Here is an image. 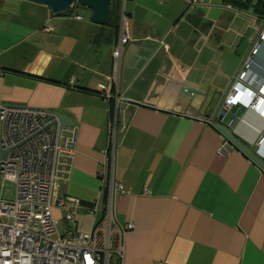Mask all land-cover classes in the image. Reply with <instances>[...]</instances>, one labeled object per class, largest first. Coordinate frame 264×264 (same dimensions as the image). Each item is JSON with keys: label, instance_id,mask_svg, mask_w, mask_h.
Listing matches in <instances>:
<instances>
[{"label": "crops", "instance_id": "crops-1", "mask_svg": "<svg viewBox=\"0 0 264 264\" xmlns=\"http://www.w3.org/2000/svg\"><path fill=\"white\" fill-rule=\"evenodd\" d=\"M201 3L122 2L118 19L125 14L131 40L117 88L115 27L94 23L86 6L52 16L43 4L0 0V103L61 110L69 118L65 135L77 131L73 166L56 186L65 203L52 208L61 233L68 209L78 232L102 220L99 171L107 160L112 104L116 95L134 102L120 114L116 157L126 190L117 196L116 218L134 226L122 235L124 253L113 264H264V171L237 148L221 152L224 136L200 106L216 88L226 96L264 18L246 15L236 49L226 53L213 47L220 36L210 35L206 12L193 8ZM249 74L244 82L251 88L264 79V42ZM259 104L235 106L227 121L235 119L236 134L253 147L264 131Z\"/></svg>", "mask_w": 264, "mask_h": 264}, {"label": "built area", "instance_id": "built-area-1", "mask_svg": "<svg viewBox=\"0 0 264 264\" xmlns=\"http://www.w3.org/2000/svg\"><path fill=\"white\" fill-rule=\"evenodd\" d=\"M189 1L196 5L203 0ZM130 40L128 21L122 13L118 40L112 51L111 80L117 88L122 54ZM262 42L264 24L225 96V115L235 106L255 107L258 97L264 99V79L256 88L244 82ZM126 105L128 101L116 95L109 122V148L104 151L107 160L99 171L106 200L102 220L91 231L78 232L71 227L76 225L75 211L68 209L64 219L67 231L63 234L52 208L65 203V198L56 197V186L60 180L68 179L73 166L77 131L74 128L72 135H65L64 128L57 123L59 114L55 110L0 103V264H111L113 253L123 255L122 235L134 226L132 223L124 226L116 218L117 196L126 192L116 173L119 138L124 130L119 119ZM232 147L224 137L221 152L226 153ZM3 151L7 152L5 156ZM255 153L264 158V131L255 142ZM6 181L16 185L14 199L2 195ZM72 202L77 206L80 200L72 198Z\"/></svg>", "mask_w": 264, "mask_h": 264}, {"label": "water", "instance_id": "water-1", "mask_svg": "<svg viewBox=\"0 0 264 264\" xmlns=\"http://www.w3.org/2000/svg\"><path fill=\"white\" fill-rule=\"evenodd\" d=\"M37 4H43L49 7L52 16H66L72 14L73 7L78 3L79 5L86 6L92 11L91 19L94 23L101 26L112 25V21L117 14L116 4L112 3V0H27ZM149 56H143L144 61H149ZM191 92V90L189 91ZM225 97H223V91L220 89H214L209 97L200 105L205 110L206 119L214 124L219 132L226 137L229 142L237 149L241 150L246 156H248L255 164H257L264 171V158L257 155L254 151V147L248 145L244 140L238 136L235 132L236 120H231V112L224 114ZM134 103V102H132ZM128 102V105L132 104ZM59 119L57 123L62 128L69 124V118L62 114L61 110L57 111ZM6 151H3V156L6 155Z\"/></svg>", "mask_w": 264, "mask_h": 264}, {"label": "rangeland", "instance_id": "rangeland-1", "mask_svg": "<svg viewBox=\"0 0 264 264\" xmlns=\"http://www.w3.org/2000/svg\"><path fill=\"white\" fill-rule=\"evenodd\" d=\"M122 2L119 6L121 7V11ZM256 2L257 0H252L248 5L232 3L230 4L231 7H229L224 0H214V2L208 0L207 2L201 3L200 6H194L193 8H200L201 10H199L202 11L203 14L206 12L205 17L213 22L210 35L220 36L219 43L213 42L214 49L220 47L222 52L229 53V51L236 49V34H238V32H243L247 28V17L245 16H252V13L255 12L253 5H255ZM82 8L85 7H81L80 10L88 12V9ZM227 23H229L228 26L226 25ZM214 62H217V60H214ZM15 187V183L6 181L2 192L3 197L14 199ZM60 225L62 226V224H59V228Z\"/></svg>", "mask_w": 264, "mask_h": 264}, {"label": "trees", "instance_id": "trees-1", "mask_svg": "<svg viewBox=\"0 0 264 264\" xmlns=\"http://www.w3.org/2000/svg\"><path fill=\"white\" fill-rule=\"evenodd\" d=\"M228 5L232 4V3H237L240 5H248L251 3L252 0H224ZM113 4H116V8H119V0H112ZM76 5H79L78 3ZM254 6V10L258 15V18H264V1L262 0H257V2L255 3ZM113 23V27L116 28V32L115 34L119 35V19H118V14H116L115 19L112 21ZM118 40V39H117ZM114 99V98H112ZM114 107V104H112V108ZM113 247L117 246V237H114L113 239ZM118 256L117 254L113 253L111 256V264L114 263V260H116V256Z\"/></svg>", "mask_w": 264, "mask_h": 264}, {"label": "clouds", "instance_id": "clouds-1", "mask_svg": "<svg viewBox=\"0 0 264 264\" xmlns=\"http://www.w3.org/2000/svg\"><path fill=\"white\" fill-rule=\"evenodd\" d=\"M258 102L264 104V99L261 98V97H258V100H257L256 106H258L257 108H260V106H261L262 104H259V105H258ZM245 106H246V105H245ZM256 106H255V107H256ZM231 111H232V110H231ZM254 147H255V145H254ZM234 148H235V146H234ZM254 151H255V148H254Z\"/></svg>", "mask_w": 264, "mask_h": 264}, {"label": "flooded vegetation", "instance_id": "flooded-vegetation-1", "mask_svg": "<svg viewBox=\"0 0 264 264\" xmlns=\"http://www.w3.org/2000/svg\"><path fill=\"white\" fill-rule=\"evenodd\" d=\"M236 148V147H235Z\"/></svg>", "mask_w": 264, "mask_h": 264}]
</instances>
